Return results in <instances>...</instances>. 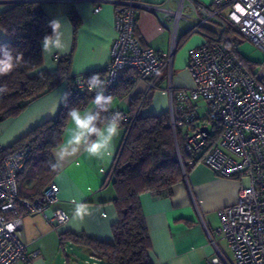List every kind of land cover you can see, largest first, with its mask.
Segmentation results:
<instances>
[{
	"label": "built area",
	"instance_id": "1",
	"mask_svg": "<svg viewBox=\"0 0 264 264\" xmlns=\"http://www.w3.org/2000/svg\"><path fill=\"white\" fill-rule=\"evenodd\" d=\"M113 1L117 4L116 37L107 66V84L115 86L120 74L132 69L136 78L146 81L150 89L155 85V78L169 70V110L175 123L174 101H177L187 132L185 150L197 151L201 155L200 162L218 175L245 181L236 202L219 211L220 227L211 230L204 223L215 251L207 264H264V81L260 74L250 72L223 40L225 29L231 28L264 52V0H212L210 4L175 0L176 8L140 0ZM138 5L174 17L171 48L164 55L142 46L136 37ZM99 10L100 5L95 7V12ZM181 20L187 23L186 32L201 34L202 41L189 52L187 66L194 86L174 92L172 63ZM78 84L82 86V81L78 80ZM199 99L205 100L207 105L204 120L192 110L193 103ZM112 111H120L124 116L122 124L128 125L131 120L128 112L119 108ZM4 149L0 142V264H16L38 255V252L29 254L21 240L23 222L19 203L28 212L43 211L58 201L60 188L53 181L40 198L21 200L19 176L25 170L31 148L26 145L1 157ZM177 150L180 155L178 145ZM184 180L189 182L185 172ZM69 218L65 210L57 208L51 220L64 224ZM218 234H223L231 255L221 247ZM91 259L92 264L101 261L96 256Z\"/></svg>",
	"mask_w": 264,
	"mask_h": 264
},
{
	"label": "crops",
	"instance_id": "2",
	"mask_svg": "<svg viewBox=\"0 0 264 264\" xmlns=\"http://www.w3.org/2000/svg\"><path fill=\"white\" fill-rule=\"evenodd\" d=\"M16 1L32 0H0V13ZM156 2L160 5L176 8L175 0H140ZM210 4L212 0H199ZM174 5H171V4ZM41 8L51 18L62 21L67 52L59 57L71 56V71L82 75L95 70L107 68L111 60V46L116 37L115 7L113 0H41ZM100 10L95 12V7ZM183 22V23H182ZM174 17L165 16L143 8L136 7L135 35L144 47H150L164 55L169 52L175 31ZM187 23L179 22L176 32L177 50L172 63V86L174 92L194 86L192 75L188 69L190 50L202 41L201 34L187 35ZM9 36L0 28V42ZM59 58L44 61L37 73H55ZM255 69V65H254ZM257 71V70H255ZM264 74V71H257ZM133 90L123 98H115L112 108H119L129 113L135 96L149 91L147 82L136 78ZM170 71H163L157 78V86L152 93L151 103L142 109L144 115H157L169 110ZM68 93V82L65 80L51 92L32 102L15 118L0 123V142L9 147L32 129L57 116L60 97ZM88 106V105H87ZM198 101L193 103L192 110L198 112ZM178 124L186 132L183 113L175 103ZM70 121L66 127H70ZM126 135L125 125H121L120 135L114 141L110 157L97 159L81 152L68 158L58 167L54 181L59 185V199L49 208L28 212L23 207L21 240L27 246L29 254L38 255L16 264H57L61 254L60 234L73 232L86 234L99 241L113 242L112 226L118 221V211L114 203L116 190L112 182L105 185L121 145ZM64 138V132L62 139ZM55 150V149H54ZM52 151V157L55 161ZM56 162V161H55ZM245 181L218 175L212 168L199 163L189 173V182L175 184L171 191H146L141 195V203L146 216L151 238V256L154 264H177L180 258L183 264H207V259L215 253L209 242L204 223L211 230L220 225L219 211L236 202L237 194ZM77 203H84L89 214L82 221L73 219ZM61 208L70 218L64 224L51 220L53 212ZM224 251L231 255L223 234H218ZM69 245H76L69 243ZM78 246V245H77ZM80 246V245H79ZM92 255V250L80 246Z\"/></svg>",
	"mask_w": 264,
	"mask_h": 264
},
{
	"label": "trees",
	"instance_id": "3",
	"mask_svg": "<svg viewBox=\"0 0 264 264\" xmlns=\"http://www.w3.org/2000/svg\"><path fill=\"white\" fill-rule=\"evenodd\" d=\"M40 3L41 0L16 1L0 13V28L9 36L0 45L22 52L26 61L11 74L0 77V86L7 88L6 93L0 96V123L17 117L32 102L51 92L63 81L68 82L67 106L62 103L56 117L35 127L13 145L5 147L1 155L8 156L26 145L31 148L25 170L19 176V193L23 201L40 198L46 187L54 181L58 168L51 166L55 163L52 151L62 141L68 122L67 111L73 105H89L94 95L87 91V79L99 73L106 82L108 74L107 68H104L75 75L71 71V56L59 59L55 73H37L44 63L41 40L46 34H51L49 22L52 21ZM239 37L240 34L231 28L225 29L223 33V40L231 52L250 72L257 74L255 64L238 50ZM135 74L134 70L125 69L115 86L107 84L106 95H112L115 99L131 93L133 80L130 75ZM260 75L264 81V74ZM158 76L153 88L134 97L129 110L131 120L125 126L124 141L105 181V185L112 182L117 194L114 203L118 221L112 226L113 242L99 241L86 234L68 231L60 234L61 249L71 242L86 246L92 250L93 256L101 259L98 264H154L141 195L146 191H171L175 184L184 181V172L189 175L201 161L197 151L185 150L187 132L178 124L176 113L175 123L170 110L157 115L141 113L151 103L152 93L158 87ZM78 80L82 81V86H79Z\"/></svg>",
	"mask_w": 264,
	"mask_h": 264
},
{
	"label": "clouds",
	"instance_id": "4",
	"mask_svg": "<svg viewBox=\"0 0 264 264\" xmlns=\"http://www.w3.org/2000/svg\"><path fill=\"white\" fill-rule=\"evenodd\" d=\"M63 22L54 19L49 22L51 34H46L42 40V60L47 62L67 52ZM26 61L22 52H15L7 45H0V77L11 74ZM108 85L99 73L87 79V91L94 93L88 106L80 104L71 106L66 114V120L71 126L64 130V138L55 146L53 152L55 163L51 166L56 169L68 158L77 156L81 150L97 159L110 157L114 141L120 135L124 116L120 111H112L114 100L112 95H106ZM7 88L0 86V96L6 93ZM60 102L67 106V94L60 97ZM89 214L84 203H77L73 212V219L82 221ZM183 259L177 264H183Z\"/></svg>",
	"mask_w": 264,
	"mask_h": 264
},
{
	"label": "rangeland",
	"instance_id": "5",
	"mask_svg": "<svg viewBox=\"0 0 264 264\" xmlns=\"http://www.w3.org/2000/svg\"><path fill=\"white\" fill-rule=\"evenodd\" d=\"M171 5L174 4L172 3ZM239 41L240 42L238 43L237 47L240 53L246 58L250 59L253 62L252 64H255V69L257 71H264V52L257 45L246 39L239 37ZM197 101L199 103V117L200 119L204 120L207 110L206 101L203 99H199ZM176 111L177 110L175 107V113L177 114ZM209 127L211 129L213 128L211 123H209ZM89 256L90 254L88 251L79 245H67L65 249H61V254L57 259V264H88L86 261H89V263L92 264L93 261Z\"/></svg>",
	"mask_w": 264,
	"mask_h": 264
},
{
	"label": "water",
	"instance_id": "6",
	"mask_svg": "<svg viewBox=\"0 0 264 264\" xmlns=\"http://www.w3.org/2000/svg\"><path fill=\"white\" fill-rule=\"evenodd\" d=\"M203 130L206 131V132L208 131V130H207V127H203Z\"/></svg>",
	"mask_w": 264,
	"mask_h": 264
}]
</instances>
